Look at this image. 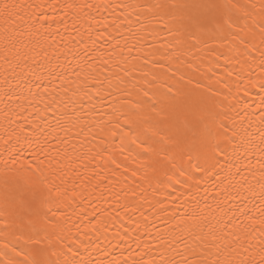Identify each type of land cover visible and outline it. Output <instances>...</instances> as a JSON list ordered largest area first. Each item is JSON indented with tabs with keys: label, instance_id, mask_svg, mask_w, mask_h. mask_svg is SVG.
<instances>
[{
	"label": "bare ground",
	"instance_id": "6f19581e",
	"mask_svg": "<svg viewBox=\"0 0 264 264\" xmlns=\"http://www.w3.org/2000/svg\"><path fill=\"white\" fill-rule=\"evenodd\" d=\"M0 264H264V0H0Z\"/></svg>",
	"mask_w": 264,
	"mask_h": 264
}]
</instances>
